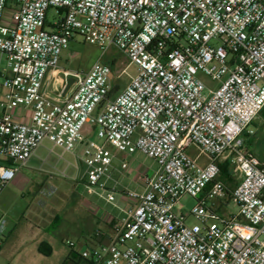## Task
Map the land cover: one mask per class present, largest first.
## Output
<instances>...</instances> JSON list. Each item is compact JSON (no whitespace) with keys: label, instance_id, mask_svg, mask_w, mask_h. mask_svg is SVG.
<instances>
[{"label":"built area","instance_id":"1","mask_svg":"<svg viewBox=\"0 0 264 264\" xmlns=\"http://www.w3.org/2000/svg\"><path fill=\"white\" fill-rule=\"evenodd\" d=\"M52 8L59 18L49 19ZM76 35L118 49L138 74L113 97L114 69L103 60L88 71L61 69ZM51 71L62 84L55 97L44 91ZM0 75V192L46 140L81 149L87 184L111 202L110 148L159 166L142 176L141 193L127 194L125 216L110 219L109 243L82 259L264 264V160L248 143L264 109V0H0ZM224 162L233 189L220 178ZM185 196L197 200L194 225L175 211ZM6 232L1 219L0 243Z\"/></svg>","mask_w":264,"mask_h":264},{"label":"rangeland","instance_id":"2","mask_svg":"<svg viewBox=\"0 0 264 264\" xmlns=\"http://www.w3.org/2000/svg\"><path fill=\"white\" fill-rule=\"evenodd\" d=\"M48 17L52 20L59 18L60 15L57 9L52 8ZM98 59L115 61L111 75L113 97L129 85L132 77L138 74V67L130 63L118 49L111 48L103 52L100 47L85 42L78 35L63 52L60 68L88 71ZM199 77L208 86H218L204 74L200 73ZM3 81L0 75V97L4 93L1 87ZM87 128L91 129V126L87 125ZM256 128L251 124L248 130ZM88 136L99 141L95 133ZM43 146L38 154L42 158L47 157L46 164L35 159V163H32L34 166L21 167L15 180L0 192V204H8L10 208L8 217L19 224L18 232L7 240L5 248L9 251L21 248L25 264H90L88 260L82 259L79 252H72L67 244L68 240L84 241L80 236L79 228L81 225L83 229H86V224L76 217L84 211L83 214H88L83 204H91L92 208L96 206L98 212L101 211L103 215L121 214L116 206L124 205L128 200V193H141L144 189L141 184L142 176H152L159 166L154 159L142 152L129 154L110 148L115 156L112 181L108 183V187L112 189L115 196V201L111 202L108 201L106 192L87 184L86 166L78 158L81 149L74 154L55 147L48 140L43 143ZM189 153L195 157L199 151L196 147H192ZM124 162L128 164V169L122 168ZM196 204L195 198L185 196L176 205L175 211L178 214L189 215ZM236 210L237 206L230 202L229 211ZM57 216L58 219L55 222ZM90 218L95 227L106 229V224L100 219H95L93 215ZM197 222L194 216H188L189 225ZM40 241L50 243L52 247L50 256L37 253L35 246Z\"/></svg>","mask_w":264,"mask_h":264},{"label":"crops","instance_id":"3","mask_svg":"<svg viewBox=\"0 0 264 264\" xmlns=\"http://www.w3.org/2000/svg\"><path fill=\"white\" fill-rule=\"evenodd\" d=\"M55 78L58 80L55 81ZM62 84H60L59 77L57 76V73L55 71L49 72L47 79L45 81L44 85V91L49 94L52 97H55L58 93V91L61 89ZM72 93V89H70L67 93V96ZM253 126H256V129H251L252 134H250V141L252 142L251 148L253 149L254 153L261 159L264 160V116L262 114L259 115V117L256 118V120L252 123ZM262 134V135H261ZM41 147H44L43 144L36 150L33 157L28 161L27 165L25 167H32V163H35V159L40 160L43 164L47 162V157H41V155L38 154ZM225 163V162H224ZM20 171V170H19ZM18 171V172H19ZM17 172V173H18ZM17 176V174H16ZM15 176V178H16ZM15 178L12 180L14 181ZM11 181V182H12ZM226 182V181H225ZM227 183V182H226ZM228 184V183H227ZM229 189H233L235 186L229 185ZM128 203V200L125 201L124 205H117L116 208L120 210L121 214L118 215H109L105 214L103 215L101 211L98 212V209L96 206H93L88 203H84L83 205L86 207V210L88 211V214H83L84 212L79 213L76 217L78 220H80L82 223L84 222L86 224V229H83V227L80 225L79 232L80 236L83 238V242H76V247L71 248L72 252H81L84 249L96 247L99 245H106L109 243L110 238L114 235L113 227L110 224V219L113 217L115 219H121L124 214V208L126 204ZM10 208L8 207L7 203L0 204V220L1 219H8L7 220V232L0 243V264H25L24 263V256L23 251L21 248H16L12 251L6 250L5 244L7 240L14 236L18 232L19 224L16 222V220L12 219L9 216ZM86 215V216H85ZM94 216L95 219H100L102 222L106 224V229H100L98 227H95V225L91 221V216ZM58 219V216L55 218V222ZM52 225V224H51ZM50 225V226H51ZM70 241V240H68ZM67 241V242H68ZM72 241V240H71ZM68 244V243H67ZM36 251L39 254H43L46 256H50L52 253V247L50 243L47 241H40L36 246Z\"/></svg>","mask_w":264,"mask_h":264},{"label":"trees","instance_id":"4","mask_svg":"<svg viewBox=\"0 0 264 264\" xmlns=\"http://www.w3.org/2000/svg\"><path fill=\"white\" fill-rule=\"evenodd\" d=\"M103 62L111 65L112 67L115 65V61H110L108 59L103 60ZM113 95V92L110 96ZM261 114L264 116V109L262 110ZM248 143L251 146L252 142L250 141V136H248ZM221 179L226 181L229 185L235 186L236 182L234 181V178L232 176V173L230 172L229 164L228 162L221 164ZM90 264H94L93 262L89 261Z\"/></svg>","mask_w":264,"mask_h":264}]
</instances>
